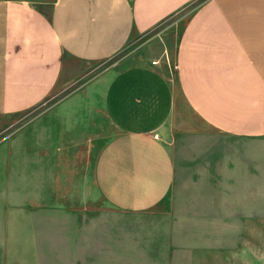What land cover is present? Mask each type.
Instances as JSON below:
<instances>
[{
    "label": "crops",
    "instance_id": "crops-1",
    "mask_svg": "<svg viewBox=\"0 0 264 264\" xmlns=\"http://www.w3.org/2000/svg\"><path fill=\"white\" fill-rule=\"evenodd\" d=\"M176 17L173 73L160 59L103 73L81 102L54 106V129L0 137V264H118V233L89 226L102 202L126 214L169 207L159 215L174 225L223 224V252L231 223L264 222V163L241 151L264 142V0H0V118L34 110L75 64L109 59ZM200 126L241 150L177 165V137ZM240 195L251 202L232 204Z\"/></svg>",
    "mask_w": 264,
    "mask_h": 264
},
{
    "label": "rangeland",
    "instance_id": "rangeland-1",
    "mask_svg": "<svg viewBox=\"0 0 264 264\" xmlns=\"http://www.w3.org/2000/svg\"><path fill=\"white\" fill-rule=\"evenodd\" d=\"M26 1L44 9H48L53 2V0ZM176 19L177 17L166 20L148 35L136 38L109 59L87 65L75 64V73L69 74L65 71L54 92L37 108L15 117L0 118V131H2L0 137L6 136L8 140H11L16 135L31 136V129H36L40 123H43L44 130L47 125L54 129L52 119L56 114L54 106L62 103L81 102L80 90L86 86L91 90L98 88L94 82L97 78L101 79L99 76L103 73L123 71L145 62L149 64L154 59H160L166 71L170 74L173 73L174 43L178 32L177 22L180 20ZM103 82L104 80H101L98 86L100 87ZM186 114L183 113L184 122L189 120ZM4 125L7 126L6 130L4 129L5 132L2 127ZM176 141L174 144L176 160L174 161L177 165L187 163L188 167L191 164L192 154L196 157L199 153L241 150L235 140L224 138L201 126L196 130L195 127L185 129ZM241 151L242 162L250 161V155H258L262 157L258 162L264 163V142L262 145L246 146L245 152H243L244 148ZM208 157L212 158V156ZM215 157L213 156V158ZM210 160H204V162H216V160ZM194 162H198V159ZM251 162L254 165L255 160ZM188 170L190 171V167ZM261 173L264 179V165ZM245 190L246 186L243 185L241 192ZM261 199L264 216V181ZM250 202V200H245L244 195H240L237 200L232 199V204L235 203V205ZM256 202L258 205L260 200L258 199ZM0 205H2V201ZM171 207L173 209V205ZM165 209H169V207L161 206L152 214H126L116 212L102 202L95 207L94 212L89 213L94 215L95 223L88 225L101 229L103 236L107 239L110 238L111 233H118V245L117 241H112L116 247L118 246V264H264V222L231 223L229 248L223 252L221 246L223 224L174 225L169 223V219L159 215V212ZM2 212L3 209L0 206V215ZM175 234L180 236L177 241ZM103 243L109 245L111 241L104 240ZM96 258L97 260L93 256H88L87 264L115 263L112 255L97 256Z\"/></svg>",
    "mask_w": 264,
    "mask_h": 264
},
{
    "label": "built area",
    "instance_id": "built-area-1",
    "mask_svg": "<svg viewBox=\"0 0 264 264\" xmlns=\"http://www.w3.org/2000/svg\"><path fill=\"white\" fill-rule=\"evenodd\" d=\"M156 63V61H153L152 64L154 65Z\"/></svg>",
    "mask_w": 264,
    "mask_h": 264
}]
</instances>
